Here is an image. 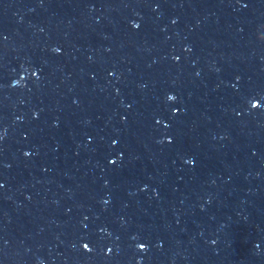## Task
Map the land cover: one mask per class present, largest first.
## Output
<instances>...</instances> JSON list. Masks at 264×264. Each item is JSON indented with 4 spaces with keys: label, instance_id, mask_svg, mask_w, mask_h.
<instances>
[{
    "label": "water",
    "instance_id": "1",
    "mask_svg": "<svg viewBox=\"0 0 264 264\" xmlns=\"http://www.w3.org/2000/svg\"><path fill=\"white\" fill-rule=\"evenodd\" d=\"M0 264H264V0H0Z\"/></svg>",
    "mask_w": 264,
    "mask_h": 264
}]
</instances>
